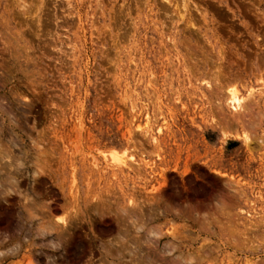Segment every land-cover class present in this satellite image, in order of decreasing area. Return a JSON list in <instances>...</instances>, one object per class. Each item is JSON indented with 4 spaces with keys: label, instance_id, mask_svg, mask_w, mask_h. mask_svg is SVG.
Returning a JSON list of instances; mask_svg holds the SVG:
<instances>
[{
    "label": "rangeland",
    "instance_id": "rangeland-1",
    "mask_svg": "<svg viewBox=\"0 0 264 264\" xmlns=\"http://www.w3.org/2000/svg\"><path fill=\"white\" fill-rule=\"evenodd\" d=\"M0 143V264H264V0H0Z\"/></svg>",
    "mask_w": 264,
    "mask_h": 264
},
{
    "label": "bare ground",
    "instance_id": "bare-ground-1",
    "mask_svg": "<svg viewBox=\"0 0 264 264\" xmlns=\"http://www.w3.org/2000/svg\"><path fill=\"white\" fill-rule=\"evenodd\" d=\"M169 4V3H168ZM184 6V5H183ZM180 15H181V13H180ZM181 19H182V17H181ZM189 24V23H188ZM196 26V25H195ZM221 54V53H220ZM222 56V55H221ZM229 101H230V107L233 109V111H235V113L236 112H239V111H241L242 109H243V107H244V105H243V99L241 98V97H239L238 95H236V94H234L233 96H231L230 97V99H229ZM245 112H246V110H245ZM246 136V135H245ZM248 137V136H247ZM249 139V138H248ZM0 145H1V143H0ZM7 154V153H6ZM9 155V154H8ZM120 158H122V157H120ZM124 158V157H123ZM126 160V159H125ZM119 161V163L121 164V166H123V165H125L126 164V161H124V159H122L121 161L120 160H118ZM128 162V161H127ZM114 164H116L115 162H114ZM130 165V164H129ZM118 167H120L119 165H117ZM10 178V177H9Z\"/></svg>",
    "mask_w": 264,
    "mask_h": 264
}]
</instances>
